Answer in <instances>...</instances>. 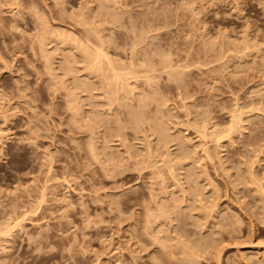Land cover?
Wrapping results in <instances>:
<instances>
[{"label":"rangeland","instance_id":"1","mask_svg":"<svg viewBox=\"0 0 264 264\" xmlns=\"http://www.w3.org/2000/svg\"><path fill=\"white\" fill-rule=\"evenodd\" d=\"M0 264H264V0H0Z\"/></svg>","mask_w":264,"mask_h":264},{"label":"bare ground","instance_id":"2","mask_svg":"<svg viewBox=\"0 0 264 264\" xmlns=\"http://www.w3.org/2000/svg\"><path fill=\"white\" fill-rule=\"evenodd\" d=\"M250 46V45H249ZM248 46V47H249ZM240 115H241V112L239 113ZM238 116V115H237ZM237 116H235V117H237ZM234 117V116H233ZM239 118V120H240V116L238 117ZM235 118H233V120H234ZM236 121V120H235ZM235 123V122H234ZM236 123H237V121H236ZM236 123H235V125H236ZM231 126V125H230ZM235 127V126H234ZM239 128H240V126H239ZM230 131V130H229ZM219 140H220V137H219ZM197 254V253H196ZM191 260V259H190Z\"/></svg>","mask_w":264,"mask_h":264}]
</instances>
